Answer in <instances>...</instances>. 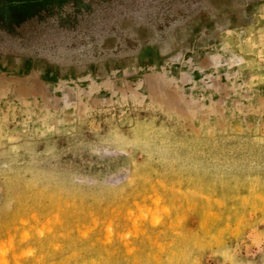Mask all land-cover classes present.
<instances>
[{
	"label": "rangeland",
	"instance_id": "rangeland-1",
	"mask_svg": "<svg viewBox=\"0 0 264 264\" xmlns=\"http://www.w3.org/2000/svg\"><path fill=\"white\" fill-rule=\"evenodd\" d=\"M0 264H264V0H0Z\"/></svg>",
	"mask_w": 264,
	"mask_h": 264
}]
</instances>
